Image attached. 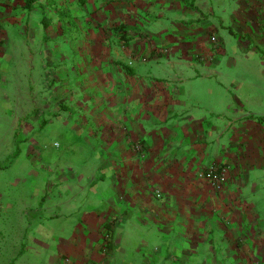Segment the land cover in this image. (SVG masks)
<instances>
[{
    "label": "crops",
    "instance_id": "obj_1",
    "mask_svg": "<svg viewBox=\"0 0 264 264\" xmlns=\"http://www.w3.org/2000/svg\"><path fill=\"white\" fill-rule=\"evenodd\" d=\"M24 5L0 0V111L38 147L14 206L32 242L71 264H264V0Z\"/></svg>",
    "mask_w": 264,
    "mask_h": 264
},
{
    "label": "rangeland",
    "instance_id": "obj_2",
    "mask_svg": "<svg viewBox=\"0 0 264 264\" xmlns=\"http://www.w3.org/2000/svg\"><path fill=\"white\" fill-rule=\"evenodd\" d=\"M70 22L69 20L68 25L74 26V23ZM13 121V114L0 111V264H71L62 257L50 260L48 250L32 242L39 240H31L30 234L39 238L40 231L28 232L35 227L34 223H38L36 216L33 220L32 214L29 213L27 219H19L16 223L18 213L15 212L14 206L24 207L29 194L38 192L35 187L31 188L32 180L26 178L24 174L27 168L24 158L29 155V149L33 146L29 144L30 139L26 142L24 138H20L19 131H14V140L11 139ZM57 145L58 141L54 136L46 137L44 143L46 153L50 151L57 153ZM33 148L38 152L37 146ZM16 175L19 177L15 179Z\"/></svg>",
    "mask_w": 264,
    "mask_h": 264
},
{
    "label": "built area",
    "instance_id": "obj_3",
    "mask_svg": "<svg viewBox=\"0 0 264 264\" xmlns=\"http://www.w3.org/2000/svg\"><path fill=\"white\" fill-rule=\"evenodd\" d=\"M211 42L216 43L217 40L215 37H211ZM220 171L216 167L211 166L206 169V171L203 173L202 177L206 180H208L211 184H218L220 182ZM157 197H160L159 194L156 195Z\"/></svg>",
    "mask_w": 264,
    "mask_h": 264
},
{
    "label": "trees",
    "instance_id": "obj_4",
    "mask_svg": "<svg viewBox=\"0 0 264 264\" xmlns=\"http://www.w3.org/2000/svg\"><path fill=\"white\" fill-rule=\"evenodd\" d=\"M34 1H35V0H25V5H24V7H26V8L31 7Z\"/></svg>",
    "mask_w": 264,
    "mask_h": 264
}]
</instances>
